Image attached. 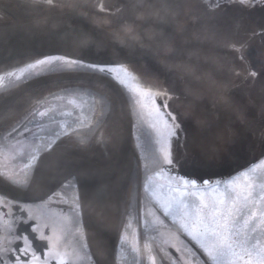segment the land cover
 Here are the masks:
<instances>
[{
  "label": "flooded vegetation",
  "instance_id": "flooded-vegetation-1",
  "mask_svg": "<svg viewBox=\"0 0 264 264\" xmlns=\"http://www.w3.org/2000/svg\"><path fill=\"white\" fill-rule=\"evenodd\" d=\"M150 1L85 0L86 17L105 32L119 37H131L146 25ZM4 2L20 6L22 14L25 11H37L40 15L49 14L51 17L68 13L65 10L70 6L71 11L74 5V0H59L61 5L67 7H60L62 10H41L33 5V0H0V3ZM101 8L104 10L101 11ZM14 10L17 11V8L10 10L11 15L7 19L0 21V27L15 26L22 22V14L19 15ZM173 11H176V24L169 45L147 62L124 67H129L136 74L137 79L133 85H144L153 92L166 94L158 97L157 102L165 99L167 110L176 116L185 130L181 133L180 147L175 149L181 158L179 173L164 162L159 137L154 136L156 133L150 121L147 125L140 123L134 108H131L135 157L130 180L127 178L121 183L119 211L118 197L112 190L119 183L116 181L118 161L109 171L110 168L104 170L100 163L86 158L87 162L84 163L90 169L80 170V155L90 156L95 152L94 141L102 135L98 130H103L107 125L106 120L102 117L99 119V109L95 103L96 90H92V99L95 101L92 100L83 110L81 106H74L67 112L62 103L52 105L55 102L53 99L78 101L66 99L75 97L76 94H67L70 91L80 96L81 85L78 82L52 83L34 88L22 99L34 91L46 92L49 87L54 88L49 92L56 94H47L44 101L41 100L44 94L34 101V94L29 96L25 109H15L13 122L10 116L8 122L0 123V178L5 180V189L0 192V260L3 264H11L10 257L17 255L16 247L20 243L21 232H25L31 241L29 255L35 249L40 260L47 264H60V259H65L68 264H95L87 231V211L95 224H98L107 210L110 229L118 227L117 243L120 236L125 239L131 237L133 240L137 234L140 236L137 221L134 220L141 217L139 221L143 222L150 218L148 209L159 217L160 222L166 224L162 231L171 233L167 235L172 241L158 243L155 264H202L207 259L183 234L179 225H175L170 216H164L159 208L160 199L150 189L154 182L161 185L162 192L169 196V186L176 188L179 184L183 187V174L208 181V187H215L219 183L223 188L231 177L257 167L260 160L264 159V144L260 143L264 137V7L246 8L238 0H162L158 25L160 29L167 25ZM11 23L13 24L9 25ZM43 58L45 57L37 56L27 59ZM81 67L84 69L47 74L33 79L31 83L64 74L92 75L87 65L81 64ZM15 80L14 77H8L0 83L2 101L27 85L14 84ZM66 85L74 86L67 88ZM206 90V93L199 95L198 92ZM124 94L129 104H132L130 97L125 92ZM203 96H206V100L201 102L199 97ZM22 99L18 101L23 102ZM17 102L9 112L18 106ZM40 112H46V115L42 117ZM207 118H212L214 124L198 125L199 119L203 121ZM220 126L224 128L221 135L216 130ZM64 128L68 132L57 139L55 133L62 132ZM13 129H20L22 133L16 139L9 135ZM142 135L144 138L141 142ZM49 147L51 151L48 150ZM206 147L215 151L214 160L203 151ZM33 156L37 159L33 160ZM49 157L52 159L43 167V172L36 176L41 160ZM129 157L130 154L128 159ZM67 160L69 164H65ZM123 161L124 159H120L118 166L124 168L125 174L128 160L126 164ZM137 164L138 173L135 178ZM92 167L98 171L87 189L80 184L85 180L81 181L82 174L80 176L77 172L93 171ZM210 171L220 175L222 171L232 172L209 179ZM59 176L62 182H59ZM197 188L204 190L205 185L201 180H197ZM83 194L89 198L91 207L83 203ZM127 200L134 204L135 209L130 206L126 208ZM113 201L117 203L115 207ZM76 205H79V218L75 215ZM87 221L92 224L88 219ZM29 226L35 231H28ZM105 228L108 229V226ZM53 229L59 240L50 252L48 246L53 241L49 238L53 235ZM40 234L45 239H34ZM106 234L108 238L113 235L112 231ZM141 236L142 244L145 238L142 239ZM115 254L116 264H121L116 248ZM145 259L143 257V261Z\"/></svg>",
  "mask_w": 264,
  "mask_h": 264
},
{
  "label": "snow or ice",
  "instance_id": "snow-or-ice-1",
  "mask_svg": "<svg viewBox=\"0 0 264 264\" xmlns=\"http://www.w3.org/2000/svg\"><path fill=\"white\" fill-rule=\"evenodd\" d=\"M238 3L246 8L264 7V0H238ZM33 5L41 10L67 7L61 5L59 0H33ZM103 10L101 8V11ZM59 63L79 67L83 61L75 56L49 55L27 64L26 67H20L18 71H5V75L0 76V83L8 77H14L22 82L21 86L30 84L33 79H39L44 74L43 71L34 70ZM88 68L93 80L100 83L110 82L122 92L129 89L135 92L136 104L143 110L142 114L150 120L151 127L159 137L164 162L173 171L179 173L182 164L175 149L180 147L181 133L185 130L176 116L167 110V101L161 99L159 103L157 102L158 97L166 94L153 92L145 87L133 88L134 77L124 66L99 62L89 63ZM39 114L43 117L46 112ZM77 120L79 121V117ZM67 132L68 129L64 128L55 135L59 139ZM21 134L20 129H13V132L9 133L13 139ZM260 143L264 144V137L261 138ZM48 150L51 151V148L49 147ZM203 151L211 159L216 158L215 151L211 147H206ZM32 159L36 160L37 157L33 156ZM259 166L264 167V159L260 160ZM255 171V166L249 171H242L223 188L219 183L215 187H208L209 182L201 179V183L205 185L203 191L197 188V179L183 174L181 175L183 187L179 184L176 188L169 186L170 195L158 201L164 216H171L174 222L178 220L183 234L207 257L202 264L209 262L210 264H264V177H257ZM4 183L5 180L0 178V185ZM75 215L80 217L79 205H76ZM28 231L35 230L29 226ZM34 239L43 240L45 237L40 234ZM49 239L53 241V244L48 246L51 252L52 247L59 240L55 229ZM19 240L20 243L16 247L17 255L10 257L11 264H47L40 260L35 249L29 255L28 248L31 246V241L25 232L19 233ZM0 264H3L2 260ZM60 264H68V262L60 259Z\"/></svg>",
  "mask_w": 264,
  "mask_h": 264
},
{
  "label": "water",
  "instance_id": "water-1",
  "mask_svg": "<svg viewBox=\"0 0 264 264\" xmlns=\"http://www.w3.org/2000/svg\"><path fill=\"white\" fill-rule=\"evenodd\" d=\"M161 1H150L146 25L131 37L115 36L92 24L86 17L85 0H74L72 12L66 15L0 28V65L20 58L46 57L49 55L79 57L83 61L82 64L87 66L89 63L99 62H110L115 66H128L147 62L158 56L169 45L174 35L176 11H173L163 29L158 26ZM177 1L174 0V2ZM78 81L98 82L112 90L120 100L125 114V134L122 145L123 153H125L133 139V119L128 100L116 85L110 82L100 83L93 80L92 75L64 74L27 84L12 92L5 99L0 106V117L19 96L36 87L45 84ZM47 163H49L48 158L41 160L36 176L43 172V167ZM87 167V164L81 161L80 170L90 169ZM92 169L95 171L94 174L98 171L95 167H92ZM223 171L222 175L210 171L209 179L222 177L232 172L225 173ZM84 172L82 171L81 181L84 180ZM195 178L199 181L202 179L200 177ZM4 189L5 187L0 185V192ZM82 198L85 206L91 207L89 198L85 197L84 194ZM116 204V201H113L114 207ZM103 220L104 217L102 216L101 223ZM86 224L95 264H116L114 245L116 235H112L110 239L104 241L100 236V226L94 228V225L90 224L87 219ZM163 264L166 263L163 262Z\"/></svg>",
  "mask_w": 264,
  "mask_h": 264
},
{
  "label": "rangeland",
  "instance_id": "rangeland-1",
  "mask_svg": "<svg viewBox=\"0 0 264 264\" xmlns=\"http://www.w3.org/2000/svg\"><path fill=\"white\" fill-rule=\"evenodd\" d=\"M10 8H12V9H10ZM16 8H17V11L14 10L13 12L16 11L19 15H21L22 14L21 12L23 11V9L20 6H17L15 4H13V3H10V2L0 3V21L3 20V19H7V16L11 15L10 10H13V9H16ZM61 8H59V10H62ZM65 11H68V13H66V14H69V13L72 12V10L70 11V6ZM26 12L27 11H25V13L22 14V22L21 23L20 22L18 23L17 21H14V22H16V24L18 23L20 25V24L25 23L24 21H26V22L27 21L35 22V21H40L43 18L46 19V18L51 17L49 14L40 15L39 12H37V11L36 12L35 11L34 12H30V13H26ZM66 14H60V15H57V16L66 15ZM29 16H31V17H29ZM31 22H29V23H31ZM13 23H11L9 25H12ZM7 27H9V26H7ZM0 28H4V27H0ZM36 60H38V59H32L31 60V59H27V58H20L18 60H13V61L7 62V63H5L3 65H0V72H1L0 76H4L5 75V71H8V72L18 71V69L20 67H26L27 64L34 63ZM125 68H127L129 73L134 77V79L132 80V86H133V88H136L137 86L133 85V83H135V81L137 79L136 74L133 73V71L129 67H125ZM82 69H84V67H81V65L79 67H76L74 65H64L62 63H59V64H54V65H51V66H42L41 69H36L34 71L35 72L43 71L44 74L42 76H45L47 74H53V73H57V72H60V71L68 72V71H79V70H82ZM20 83H22V82L21 81H17V80L14 81V84H20ZM78 84L81 85L82 87L83 86L88 87L87 89L92 88L91 90H96V92H97V100L95 101V99L91 98V100L88 102V101H85L86 99H84V98L82 99L81 98V101L79 99V101H75L74 103H70L72 101L64 102L63 99L61 100V99L54 98L53 100L55 102H52V105L53 104L54 105H59V103H62L64 105V108L68 112L74 106H81L82 105L81 106V110H82V107H86L90 102H92V100L95 101V103H96V105L98 106V109H99V119H100V117H102L103 120H106V124L107 125H105V127H107V128L105 129V127H104L103 130H101V129L98 130L99 134L102 133V135H100L101 138H99V136H98V139L96 141H94V142H96V143H94V145L96 147L95 148V152L93 151L94 153H92L90 156H86V155H80V156L82 157L81 159H82L83 162H87L86 158H88L89 160H93L96 163H100V166L104 170L110 168L109 171L112 170L114 164L118 161L117 162V167H118L117 175H118V178H116V176H115V178H116V181L119 182V183L118 184L116 183L112 187V190H114V194L118 197L117 198L118 210L120 211V205H121V195H120L121 183H122V180L124 181L125 179L127 180V178L129 179V176H130V174L132 172V167L134 165L133 157H135V155L133 156L134 151H133L132 142H131L130 147L126 150V152L123 153V148H122V145H123V142H124L123 133L125 134V114H124V109H123V106H122L120 100L118 99V97L108 87H106V86H104L102 84H99L98 82L78 81ZM50 85H52V84H50ZM70 86H74V85H66L67 88L70 87ZM143 87H144V85H143ZM32 90H35V89H32ZM32 90L28 91L27 93H30ZM53 90H54L53 87H49L48 91H46V92L53 91ZM38 92L39 91H34V93L28 94V97H24L23 99H22V97L25 96L27 93H24L21 96H19L3 112V115L0 117V123L8 122L10 116L12 117V122H13L14 121L13 119L16 116L15 109H19V110L25 109L26 108L25 106L27 105L26 102H27L28 99H30L29 96H32L34 94V98H33V101H34L41 94H44L45 96H43L41 98V100L44 101V98L48 96L47 94H50V95L51 94H56V93H51V92L46 93V92H43L41 90H40V92H42V93H38ZM127 92H129V94ZM127 92L125 91L126 95L128 97H130L131 102H132V104H129L130 109L134 108L135 115H137L138 121L140 123H142V124H146L147 125L150 120L145 115L142 114L143 110L140 108V106L138 104H136V102H135L136 101L135 92L132 91L131 89L127 90ZM67 94L68 95H73V94H77V93H75L73 91H70V92H67ZM123 94H124V92H123ZM5 99L3 101L0 99V106L4 103ZM21 99L23 100V102L18 101V100H21ZM66 99L67 100H73L75 98L66 97ZM127 100H128V98H127ZM16 102L18 103V106L13 108V109H11V111L9 112L10 108L13 107V105ZM128 103H129V101H128ZM4 116H6L7 118L4 117ZM67 118H68V116H67ZM145 127H147V126H145ZM154 132H155V130H154ZM155 135L157 136V134H154V136ZM140 138H141V142H142L143 141L142 139L144 138V135H142ZM137 146H141V145H137ZM135 148L136 147H134V149ZM129 150H130L131 153L129 152ZM129 154H130V157L128 159ZM50 159H52V158L49 157L48 160L50 161ZM120 159H124L125 164H126V162L128 160V163H127L128 165L126 167L125 174H124V171H123L124 168L121 165L118 166V163H119ZM129 162H130L131 165L129 164ZM68 163H69V161L67 160L65 162V164H68ZM125 164H124V166H125ZM259 164H260V162L256 165L257 167H255L256 168L255 175L257 177H264V167H260ZM100 171H102L103 173H106V171H103V170H100ZM77 173H79L80 176L82 174V172H77ZM137 173H138V164H137V170L135 171V178H136V174ZM95 174H94V171H92V170H86L83 173L85 181L82 182L81 185H83L84 187L89 186L91 181L93 180V176ZM123 174H124V177H123ZM236 176L231 177V180L235 179ZM59 182H62V179H61L60 176H59ZM131 186L134 187V185L132 183H131ZM129 187H130V183L128 185V189H129ZM161 187H162L161 185H156L153 182L152 187H151L150 190H151L152 193H154L156 195V197H158L160 200H163L168 195H166V194H164L162 192V188ZM88 188L89 187H87V189ZM199 190H201V189H199ZM123 200H124V198H123ZM126 204H127L126 208L130 206V207H132V209H135L134 204L133 203H128V200H127ZM137 205H138V195H137ZM107 212H108V210L105 212L106 214H105V217H104V220H103L102 223L95 224L93 219H91V217L89 216V214H88L89 212L88 211H87V219L94 225V228H97L98 226H100V228H101L100 236H101L102 240L107 241L108 239H110V238L107 237V234H106L107 232L112 231L113 235H116L115 244L114 245H115V248L117 250V256H118L119 262L121 264H155V262H154L155 261L154 257H156L155 249H157L156 247H157L158 243L164 244V243H167V241H169V242L172 241V239L167 235V233L168 234H171V233H169L167 231H162L163 227H166V224L163 221L160 222L159 217L157 215H155L150 209H148L147 213L150 216V218L144 219L143 222L139 221V220L142 219L141 217H139L138 219L134 220V221H137L136 225L138 226L139 231L141 232L140 236H141L142 233L145 234V235L141 236L142 239L145 238L142 241V244L140 243V236L138 234L136 235L134 240L131 237L125 239L124 237L120 236L119 239H118V243H117V237H118V234H119L118 227L117 226L116 227L113 226L112 229H110L111 222H110V219L107 216ZM170 218H171L172 222L175 225L176 224L179 225L178 220L176 222H174L171 216H170ZM105 226H108V229L105 228ZM160 227H161V230H159ZM105 230H107V232ZM160 231L165 232V233H162ZM155 234H157L156 237L154 236ZM140 255L142 256L141 258H140ZM143 257L148 259L147 262H146V259H145V261H143ZM142 261H143V263H142Z\"/></svg>",
  "mask_w": 264,
  "mask_h": 264
},
{
  "label": "bare ground",
  "instance_id": "bare-ground-1",
  "mask_svg": "<svg viewBox=\"0 0 264 264\" xmlns=\"http://www.w3.org/2000/svg\"><path fill=\"white\" fill-rule=\"evenodd\" d=\"M134 36V35H133ZM207 92V90L206 91H204V92H198L199 93V95H201V94H204V93H206ZM200 98V101L201 102H204L205 100H206V96H203V97H199ZM198 125L199 126H206V125H212V124H214V120L212 119V118H207V119H205V120H203V121H201L200 119L198 120ZM216 130H217V133L219 134V135H221L223 132H224V128L223 127H216Z\"/></svg>",
  "mask_w": 264,
  "mask_h": 264
},
{
  "label": "trees",
  "instance_id": "trees-1",
  "mask_svg": "<svg viewBox=\"0 0 264 264\" xmlns=\"http://www.w3.org/2000/svg\"><path fill=\"white\" fill-rule=\"evenodd\" d=\"M80 88H81V93H80V96L78 95V94H76V97H74L75 99H77L78 101H79V99H80V101H81V98L83 99H86L85 101H90L91 100V98L93 97V95H92V88H90V89H87L88 87H85V86H79ZM4 94H6V93H4ZM3 97V92L1 93V97H0V99ZM91 103V102H90ZM82 106V105H81ZM85 107H82V110L84 109ZM142 263H143V261H142Z\"/></svg>",
  "mask_w": 264,
  "mask_h": 264
}]
</instances>
